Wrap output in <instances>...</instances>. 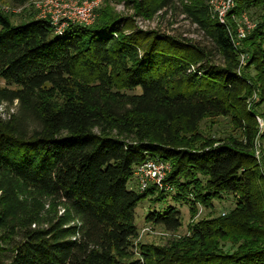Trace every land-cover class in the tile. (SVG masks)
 Masks as SVG:
<instances>
[{
	"label": "trees",
	"instance_id": "trees-1",
	"mask_svg": "<svg viewBox=\"0 0 264 264\" xmlns=\"http://www.w3.org/2000/svg\"><path fill=\"white\" fill-rule=\"evenodd\" d=\"M154 1L163 8L173 0ZM237 1L236 13L264 11V0ZM184 13L213 40L224 65L184 37L124 33L127 19L117 15L55 32L48 19L12 24L0 13V79L17 86L0 87V100L20 108L12 125L0 120V264H264V177L252 153V113L264 122V17L243 39L250 57L241 74L227 22L204 1ZM252 91L259 101L249 110ZM217 115H229L245 143L230 134L201 139L200 123ZM26 121L34 124L30 133ZM149 158L170 163L164 182L191 216L224 195L235 202L191 223L182 238L139 243L134 257L135 208L158 189L128 182ZM166 194L158 191L156 200ZM44 197L62 209L48 221L38 214ZM145 219L166 230L182 225L172 205Z\"/></svg>",
	"mask_w": 264,
	"mask_h": 264
},
{
	"label": "rangeland",
	"instance_id": "rangeland-1",
	"mask_svg": "<svg viewBox=\"0 0 264 264\" xmlns=\"http://www.w3.org/2000/svg\"><path fill=\"white\" fill-rule=\"evenodd\" d=\"M62 1L81 3L84 0ZM196 1H204L208 13L212 17L219 18L220 20L222 19L224 21L223 23L227 22L235 45L238 47V63L240 66L238 72L243 74V67L249 63L247 59L250 57L246 50L247 44L245 43V45L243 43V39L248 38L249 35L256 32L255 28L257 23L264 17V11L262 12L263 5L258 7L253 6L250 9L240 8L242 10L236 13L235 8L238 5L237 0H173L169 5L163 8H159L156 4L157 2L154 0H143L142 5L139 0H97L98 4L94 8L92 20L86 25L96 24L106 16L110 17L117 15L125 17L127 20L122 24V31L124 33L135 28H140L147 31L156 30L176 37H184L204 47L208 54L206 58L209 62L212 64L224 65L223 55L215 48L213 40L196 22H193L184 13V7L187 5L190 6ZM0 13L4 14L12 24H17L35 17H42L49 20L52 13H54V0H0ZM259 38L262 41L261 46L264 47V36L260 35ZM250 71L252 74L255 73L253 68H251ZM246 82L252 87V81L247 79ZM0 87L14 89L17 86L14 84L6 85L5 81L0 79ZM51 99L53 102L58 103L61 100V95H52ZM252 101H259L256 92H253L251 97L247 99V107L249 110ZM19 114L20 108L17 100L13 102L0 100V120L2 123L12 125V120L17 118ZM252 114L258 126V132L252 142V153L255 160L260 165L259 167L264 177V171L262 169V165L264 164V139L261 138L264 122L260 115ZM26 125L28 127L27 132L30 133L34 124L32 121H26ZM196 133H198L201 139H217L230 134L245 143V136H243L242 131L232 123L229 115L206 117L200 123ZM158 160L165 163V174L167 175L171 170L170 163L161 159ZM133 177L134 178L128 182L129 187L138 189L139 191H145L149 186L153 185L158 191L162 190L167 193L163 200H156L158 191H155L153 195H149L136 206L135 224L138 227V235L134 238V244L132 245L134 257H140L137 249L139 243L165 244L168 240L182 238L187 235L191 223L196 222L200 218L208 217L209 215L224 214L233 207L235 202L233 195H224L221 198L214 199L213 208L206 209L201 206L198 208L197 213L191 216L188 205L183 201H177L175 199L176 190L173 189L168 182H164V185H169V188L156 185L151 180H147L146 186H143L141 177L136 174H134ZM40 200L43 208L38 209V214L44 221H48L55 214L61 213V207L59 205L54 206L55 201L53 202L51 198L44 197L40 198ZM169 205L175 206L180 211L182 225L176 230H166L162 226L148 222L145 219V215L149 210L156 209L163 211ZM32 226H34V224ZM228 248H230L229 245L225 246V249Z\"/></svg>",
	"mask_w": 264,
	"mask_h": 264
},
{
	"label": "built area",
	"instance_id": "built-area-1",
	"mask_svg": "<svg viewBox=\"0 0 264 264\" xmlns=\"http://www.w3.org/2000/svg\"><path fill=\"white\" fill-rule=\"evenodd\" d=\"M97 4V0H84L81 3L54 0V13L49 21L55 32H61L69 23L86 25L91 22ZM220 21L224 22L222 19ZM165 166L158 159H147L134 168V174L142 178L143 186H146L147 180H151L156 185L169 188V185H164ZM262 169L264 171V164Z\"/></svg>",
	"mask_w": 264,
	"mask_h": 264
}]
</instances>
